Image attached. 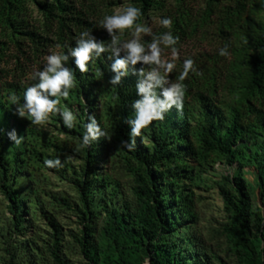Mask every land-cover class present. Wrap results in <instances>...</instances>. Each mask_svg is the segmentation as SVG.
<instances>
[{
	"label": "trees",
	"instance_id": "16d2710c",
	"mask_svg": "<svg viewBox=\"0 0 264 264\" xmlns=\"http://www.w3.org/2000/svg\"><path fill=\"white\" fill-rule=\"evenodd\" d=\"M30 3L43 16L41 27L29 20ZM115 4L116 0H90L76 7L74 0H0V61L10 50L16 53L12 69L0 67V191L8 200L11 240L27 231L24 215L31 199L16 186L23 173L32 181L33 172L46 166V159L72 155L84 162L64 164L72 172L62 168L70 171L67 181L79 196L75 209L81 229L70 236L87 264H143L145 259L149 264H227L187 233V222L194 218L188 183L193 180V166L197 167L194 175H199L220 163L233 170L222 176L219 191L229 217L224 231L237 264H264V209L251 207L253 185L242 177L243 168H254L264 206V0H207L202 11L194 10L189 0H175L168 8L165 0H133L143 13L137 24L155 10L162 12L161 19H172L171 31L180 38L176 46L197 35H209L215 45L211 54L191 58L197 72H190L182 82L186 85L183 110L173 107L164 120L143 129L134 150L121 142L129 140L131 129L126 121L134 118L138 76L130 70L120 85H111L114 58L109 59L107 52L91 61L86 73L79 71L75 57L69 55L64 62L76 79L68 98H61V104L76 116L73 128L66 127L59 114L42 125L17 114L12 97L22 104L26 89L38 82L34 76L26 80L28 67L18 53L25 54L27 48L29 54L37 55L51 41L52 33L64 54L76 46L83 31L110 43L98 7ZM167 31L160 24L156 35ZM225 45L228 55L222 56L219 50ZM135 67L149 71L151 66L138 63ZM182 71L183 63L170 79L176 82ZM90 115L110 133L117 154L133 175L132 201L118 196L116 180L98 172L96 163L107 153L108 138L81 147ZM12 130L21 138L19 144L9 138ZM61 200L68 205L66 199ZM39 208L52 230L45 249L52 264H71L61 254L58 223L42 204ZM99 213L103 222L96 235L93 219ZM33 233L7 249L9 258L4 264H44Z\"/></svg>",
	"mask_w": 264,
	"mask_h": 264
},
{
	"label": "rangeland",
	"instance_id": "374dc122",
	"mask_svg": "<svg viewBox=\"0 0 264 264\" xmlns=\"http://www.w3.org/2000/svg\"><path fill=\"white\" fill-rule=\"evenodd\" d=\"M76 7L80 2L84 5L89 4L90 0H74ZM99 1V0H95ZM207 0H189L190 6L196 11H202L206 6ZM175 0H165V7L174 6ZM129 5H133V0H116V4L113 6L106 5V7H98L101 13L99 20H103L106 15H112L118 9H123ZM29 20L38 26H42V14L38 11V8L33 3L28 5ZM161 11L155 10L148 13L142 18V25H146L152 28V33L156 35V32L160 26ZM133 30H125L123 33H117L120 39L128 40L132 38ZM51 41L47 43V46L42 49L37 55L29 54V50L26 48L25 54H19L20 62L27 66L26 80H32V77L39 70H42L47 63L46 57L53 53L64 54V48L56 41L54 33L50 34ZM151 36H143L142 42L147 44L151 42ZM163 47V46H162ZM179 50L178 59L174 61L176 67L173 71L177 70L185 59L198 57L200 54L212 53L215 51L214 41L210 36L206 37L197 35L195 37L186 38L178 46H175ZM15 50H10L0 61V67L4 65L8 69L14 67ZM123 55V53H121ZM29 56V57H28ZM165 60H172L171 48H165L162 56ZM152 67V66H151ZM171 77H169L170 79ZM171 80V79H170ZM172 81V80H171ZM109 136L110 133L108 132ZM107 139V138H106ZM107 153L96 163L98 172H104L109 177L118 182L119 194L118 196L124 200L132 201L134 195L132 193V186L134 185L133 175L129 171L126 163L117 154V144L112 142L111 139L107 140ZM63 164L70 163L82 164V160L72 155H65L61 157ZM194 165V163H191ZM67 167L64 166L62 168ZM194 167L193 180L189 181V190L191 191L192 211L194 218L192 221L187 222L189 227L187 233L194 237L197 243L202 247H205L207 251H211L218 255L223 262L227 264H237L235 254L232 251V246L226 235L224 228L228 222V213L223 206V199L220 195V185L222 184V176H225L228 172L232 174L233 170L230 167L224 166L220 163H215L211 167L204 168L199 175L197 174V167ZM58 172H54L47 166H41L37 171L33 172L32 181L28 179V173H23L24 178L20 179L16 185L18 189L22 191L24 196H28L31 200L30 208L25 213L26 232L11 240L12 227L10 226L11 214L7 208L8 200L0 191V264H4L5 259L9 258L10 249L14 243L20 242L19 240H26L36 232L38 243L42 250V257L44 258V264H52V260L49 257L47 251H45L48 240L52 230L47 225V221L44 218L39 206L48 211L49 215H52L55 221L58 223L61 231L62 246L61 254L69 260L71 264H87L86 260L81 255L77 244L73 241L70 233L78 232L81 229V223L76 211V206L79 204V196L75 187L67 181L69 172L73 170L62 169ZM199 173V172H198ZM242 177L253 185V192L251 194V207L254 209L259 206L264 209L262 201L259 195L258 187L255 185V170L253 167H245L242 169ZM33 183V188L30 186ZM30 190H28V188ZM35 189V190H34ZM29 191V192H28ZM62 198L66 199L68 205H64ZM36 202V204H35ZM27 204V203H25ZM94 221V232L99 234L100 227L103 222V214L99 213ZM183 232V231H182ZM30 234L27 237L26 235ZM14 237V236H13ZM17 241V242H15ZM101 249H103L104 243L99 240ZM3 262V263H2ZM143 264H149L148 259L143 261Z\"/></svg>",
	"mask_w": 264,
	"mask_h": 264
},
{
	"label": "clouds",
	"instance_id": "9594fccd",
	"mask_svg": "<svg viewBox=\"0 0 264 264\" xmlns=\"http://www.w3.org/2000/svg\"><path fill=\"white\" fill-rule=\"evenodd\" d=\"M142 15V9L133 5L118 9L101 21L102 28L106 29L110 36V43L105 44L103 40H97L92 32L83 31L76 40V46L71 47L67 54L48 55L44 68L37 71L33 77H38V82L26 89L24 102L20 104L18 97H12L13 103L17 104L16 112L19 117L27 115L33 124L42 125L51 115L59 114L64 125L69 129L73 128L76 116L72 109L61 104V98H68L70 90L76 87V79L74 71L65 67L64 62L68 61L69 55L75 57L79 71L86 73L89 63L106 52L109 53V59L114 58L110 66L111 71L115 73L109 81L111 85H120L122 78L129 75L130 70L138 76L136 90L139 98L132 102L134 118L126 121L131 129L129 140L121 142L127 149L134 150L136 137L141 135L142 130L153 121L164 120L165 114L173 107L182 111L186 92V85L182 82L190 72H197L195 61L191 58L185 59L183 71L177 81H171L169 76L175 69L174 61L179 56V50L175 46L180 39L171 31L173 21L170 17L161 19L160 24L169 31L154 35L151 27L137 24ZM125 30H133L132 38L122 41L117 33H123ZM145 35L152 37L151 42H142ZM165 48H171V61L162 58ZM219 54L228 55V45L221 48ZM138 63L152 67L149 71H145L144 67L136 69ZM88 120L81 147L90 146L101 137L111 139L94 115H90ZM8 136L16 144L21 142L15 130L8 133ZM44 163L49 168L64 167L59 157L54 160L46 159Z\"/></svg>",
	"mask_w": 264,
	"mask_h": 264
}]
</instances>
